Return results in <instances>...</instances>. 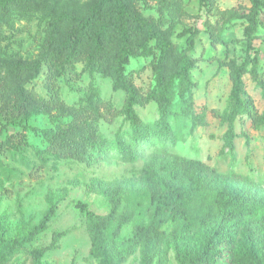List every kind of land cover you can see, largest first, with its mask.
I'll return each instance as SVG.
<instances>
[{
  "label": "rangeland",
  "instance_id": "374dc122",
  "mask_svg": "<svg viewBox=\"0 0 264 264\" xmlns=\"http://www.w3.org/2000/svg\"><path fill=\"white\" fill-rule=\"evenodd\" d=\"M259 2L261 24L253 44L261 51L259 75L264 79V0ZM70 5L61 0H33L10 14L0 15V36L4 37L0 40V66L7 70L17 57H36L44 39L45 21L52 12ZM250 5V0H207L205 4L199 0H174L167 7L153 0L143 2L144 15L162 17L164 28L178 49L187 48V38L194 33L193 46L188 51L196 61L191 72L195 83L185 93L192 101L184 105L177 102L167 117V131L159 123L161 114L154 102L136 107L143 121L141 126L132 125L123 115L111 122L84 117L76 124L72 122L74 110L68 107L51 113L35 112L22 120L29 127L24 132L21 124L0 126V238L21 239L40 221L48 206L57 207L48 228L32 242L9 252L3 250L0 264H178L171 237L159 247L131 243L134 226L146 223L151 216L152 208L142 189L146 187L143 166L153 156L179 154L199 158L225 174L218 186L235 188L256 204L264 202V126L254 129L247 115L229 99L227 68L218 64L219 59H243V29L247 21L233 17L232 9ZM184 31L188 32L180 35ZM150 60L151 57L134 53L126 64L128 70H139L135 83L143 91L153 84ZM76 70L80 72L82 64H76ZM42 77L31 79L28 85H34L45 96L47 87ZM90 81L99 87L102 97L110 99L117 108L122 107L124 92L112 91L111 79L99 71L82 72L77 78L70 74L60 77L57 83L65 103L75 105ZM244 90L262 112L264 91L260 83L247 74ZM196 114L201 122L193 125ZM43 128L51 130L62 146L88 142L87 151L81 157H62L51 152L38 130ZM17 132L21 140L14 136L12 144L5 141ZM232 170L246 178L235 180L228 175ZM112 188L141 190L121 203V209H134V217L113 244L92 253L85 218L73 201L106 213L110 203L103 191ZM176 224L168 220L162 228L170 234ZM65 229L68 233L60 238L56 248L40 258L35 255V249L50 243L54 231ZM210 233L211 229L198 231L193 237L180 239L178 244L185 250L197 249ZM241 247L263 263L264 220L244 230Z\"/></svg>",
  "mask_w": 264,
  "mask_h": 264
},
{
  "label": "trees",
  "instance_id": "16d2710c",
  "mask_svg": "<svg viewBox=\"0 0 264 264\" xmlns=\"http://www.w3.org/2000/svg\"><path fill=\"white\" fill-rule=\"evenodd\" d=\"M32 1L0 0V15L10 14L21 4ZM61 1L71 5L63 6L49 15L44 23V39L36 57H17L7 70L0 66V126L21 124L24 132L29 127L22 124V120H27L35 112L51 113L60 107L74 110L72 122L76 124L84 117L103 118L111 122L123 115L132 125L141 126L143 121L136 107L154 102L161 114L160 125L166 131L169 130L167 117L173 107L177 102L184 105L192 101L191 96L185 93L195 83L191 72L196 61L188 51L193 46L194 33L187 38V48L178 49L170 32L164 28L162 17L154 19L142 12L141 7L146 0ZM153 1L167 7L174 0ZM199 1L203 4L207 2ZM250 1L249 7L232 9L233 17H242L247 21L243 29L246 43L243 59L224 58L219 59L218 64L219 67L227 68L231 82L229 99L237 103L254 129H260L264 126V110L260 112L253 97L244 90V76L249 74L264 91V79L259 75L261 51L253 44L261 24V7L259 0ZM3 38L0 36V40ZM1 52L0 47V57ZM134 53L151 57L149 65L153 84L147 91L135 83V75L139 70L126 69ZM78 63L82 64L80 72L76 70ZM95 71L111 79L112 91L124 92L121 108L102 97L99 87L92 81L79 95L75 105L65 103L58 79L67 74L77 78L79 73L93 74ZM41 75L46 81L45 96L40 95L34 85H28L31 79ZM192 120L193 125L199 124L200 115H194ZM38 130L48 142V149L59 156L81 157L87 151L86 141L75 146H62L51 130ZM14 136L21 140L17 132L8 135L5 141L12 144ZM130 153L134 157L133 149ZM143 175L146 187L142 192L148 198L152 211L146 223L134 226L131 235L133 245L159 247L171 237L178 264H264V261L259 263L241 247L244 230L264 220V202L256 204L235 188L218 186L225 174L199 158L179 154L153 156L144 164ZM228 175L235 180L246 178V175L233 170ZM140 192L122 188L105 189L103 193L110 203L106 213L95 212L86 204L73 201L85 218L92 253L106 244H113L119 238L121 230L134 217V209H121V203ZM56 210V205L48 206L40 221L21 239L14 237L8 241L1 237L0 256L3 250L9 252L34 241L39 233L48 228ZM168 220L177 223L170 234L162 228ZM208 229H211V233L201 247L185 250L178 244L180 239L193 237L198 231ZM67 233L68 229L54 231L50 243L35 249V255L40 258L48 250L56 248L60 238ZM147 264L153 263L150 261Z\"/></svg>",
  "mask_w": 264,
  "mask_h": 264
}]
</instances>
